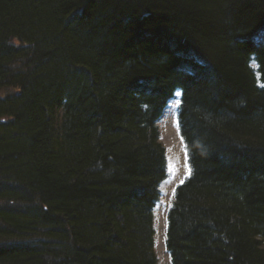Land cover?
<instances>
[{
  "label": "trees",
  "instance_id": "1",
  "mask_svg": "<svg viewBox=\"0 0 264 264\" xmlns=\"http://www.w3.org/2000/svg\"><path fill=\"white\" fill-rule=\"evenodd\" d=\"M178 92L172 264H264V0H0V264H159Z\"/></svg>",
  "mask_w": 264,
  "mask_h": 264
},
{
  "label": "rangeland",
  "instance_id": "2",
  "mask_svg": "<svg viewBox=\"0 0 264 264\" xmlns=\"http://www.w3.org/2000/svg\"><path fill=\"white\" fill-rule=\"evenodd\" d=\"M252 65L256 67L254 62ZM179 95L167 106L160 121L161 142L165 146L168 155L169 178L161 185L160 201L155 209L157 232L155 249L159 264H172L170 253L165 246L168 224L167 213L174 202L176 187L189 175L187 153L177 120Z\"/></svg>",
  "mask_w": 264,
  "mask_h": 264
},
{
  "label": "bare ground",
  "instance_id": "3",
  "mask_svg": "<svg viewBox=\"0 0 264 264\" xmlns=\"http://www.w3.org/2000/svg\"><path fill=\"white\" fill-rule=\"evenodd\" d=\"M166 156H167V162H168L167 150H166ZM163 183H164V182H163ZM163 183H162V184H163ZM162 184H161V185H162ZM165 246H166V248H167V240H166V242H165ZM171 261H172V260H171Z\"/></svg>",
  "mask_w": 264,
  "mask_h": 264
},
{
  "label": "snow or ice",
  "instance_id": "4",
  "mask_svg": "<svg viewBox=\"0 0 264 264\" xmlns=\"http://www.w3.org/2000/svg\"><path fill=\"white\" fill-rule=\"evenodd\" d=\"M189 74H191V73H189ZM179 94H180V93L178 92L177 95H179ZM190 171H191V170H190V168H189V174H190Z\"/></svg>",
  "mask_w": 264,
  "mask_h": 264
}]
</instances>
